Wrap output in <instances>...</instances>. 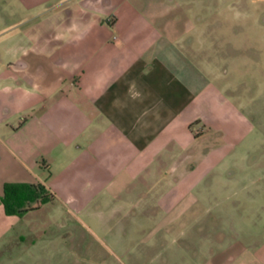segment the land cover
<instances>
[{"label":"crops","instance_id":"obj_1","mask_svg":"<svg viewBox=\"0 0 264 264\" xmlns=\"http://www.w3.org/2000/svg\"><path fill=\"white\" fill-rule=\"evenodd\" d=\"M172 1L0 0V196L6 182L50 194L18 216L0 203V264L58 241L64 264H84L95 243L140 231L150 264H264V174L223 175L235 110ZM42 8L51 30L8 28ZM207 220L209 245L187 249Z\"/></svg>","mask_w":264,"mask_h":264},{"label":"rangeland","instance_id":"obj_2","mask_svg":"<svg viewBox=\"0 0 264 264\" xmlns=\"http://www.w3.org/2000/svg\"><path fill=\"white\" fill-rule=\"evenodd\" d=\"M172 2V6L178 4L193 15V22L197 26L194 38L199 42L196 49L197 68L220 87L222 95L235 110L233 115L229 113L227 116L228 122H234L238 129L227 136L226 144L232 147L226 146L230 151L222 165L223 175L234 174L233 177H236L235 174L240 172L264 174V163L251 164L253 158L264 160V0ZM43 9L39 20L41 22L37 23L31 18H26L23 22L9 19L8 28L35 27V30H51L52 9L46 12ZM236 181L233 186H242L248 182L247 178ZM243 198L245 197L241 196L238 200L232 199L229 202L227 199V202L245 203ZM208 221L199 233L194 231L198 227L191 229V233L188 232L190 238L184 243L187 249L193 251L198 248L199 243L201 248L209 245L204 236L210 239L213 226ZM142 235L143 232L140 231L136 237H125L127 241L121 249H116L111 242H107L105 246L95 243L88 253V259L83 258L84 264H150L151 253L143 244L146 239ZM200 235L202 240H199ZM168 241L156 238L154 250ZM59 242L52 245L43 243L39 247L37 242L32 246L27 245L26 255L13 264H64L67 251L59 245L54 247ZM173 245L177 244L170 245L171 248H176ZM75 257L78 262H83L80 261L82 258ZM173 258L178 261L175 255L171 256ZM160 259L162 258L154 257L151 264L160 263Z\"/></svg>","mask_w":264,"mask_h":264},{"label":"trees","instance_id":"obj_3","mask_svg":"<svg viewBox=\"0 0 264 264\" xmlns=\"http://www.w3.org/2000/svg\"><path fill=\"white\" fill-rule=\"evenodd\" d=\"M49 199L50 194H47V190L40 183L6 182L3 184L0 203L5 214L18 216Z\"/></svg>","mask_w":264,"mask_h":264}]
</instances>
